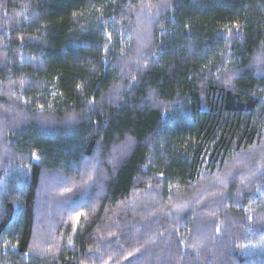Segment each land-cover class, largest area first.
Masks as SVG:
<instances>
[{
    "label": "trees",
    "instance_id": "1",
    "mask_svg": "<svg viewBox=\"0 0 264 264\" xmlns=\"http://www.w3.org/2000/svg\"><path fill=\"white\" fill-rule=\"evenodd\" d=\"M0 264H264V0H0Z\"/></svg>",
    "mask_w": 264,
    "mask_h": 264
},
{
    "label": "snow or ice",
    "instance_id": "2",
    "mask_svg": "<svg viewBox=\"0 0 264 264\" xmlns=\"http://www.w3.org/2000/svg\"><path fill=\"white\" fill-rule=\"evenodd\" d=\"M75 219L78 221L79 220V215H77V217H75ZM249 219H251V217H249ZM219 231V229H218Z\"/></svg>",
    "mask_w": 264,
    "mask_h": 264
},
{
    "label": "rangeland",
    "instance_id": "3",
    "mask_svg": "<svg viewBox=\"0 0 264 264\" xmlns=\"http://www.w3.org/2000/svg\"><path fill=\"white\" fill-rule=\"evenodd\" d=\"M77 215H78V214H76V215L72 216V219H75V217H77Z\"/></svg>",
    "mask_w": 264,
    "mask_h": 264
}]
</instances>
